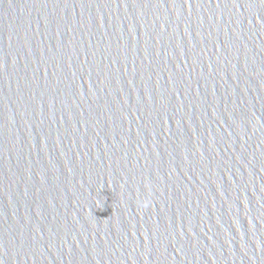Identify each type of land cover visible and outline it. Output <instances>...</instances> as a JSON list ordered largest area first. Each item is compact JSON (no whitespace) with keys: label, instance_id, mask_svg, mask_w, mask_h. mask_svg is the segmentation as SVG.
<instances>
[{"label":"water","instance_id":"obj_1","mask_svg":"<svg viewBox=\"0 0 264 264\" xmlns=\"http://www.w3.org/2000/svg\"><path fill=\"white\" fill-rule=\"evenodd\" d=\"M0 264H264V0H0Z\"/></svg>","mask_w":264,"mask_h":264}]
</instances>
